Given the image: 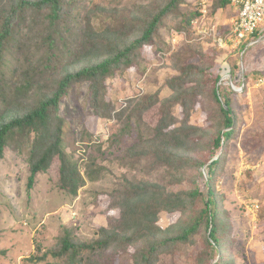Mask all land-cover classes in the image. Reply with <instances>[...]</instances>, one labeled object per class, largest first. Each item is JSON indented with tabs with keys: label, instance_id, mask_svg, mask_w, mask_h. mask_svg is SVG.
I'll return each instance as SVG.
<instances>
[{
	"label": "trees",
	"instance_id": "trees-1",
	"mask_svg": "<svg viewBox=\"0 0 264 264\" xmlns=\"http://www.w3.org/2000/svg\"><path fill=\"white\" fill-rule=\"evenodd\" d=\"M86 3V0H0V74L3 75L4 61L13 53L18 54V62L25 60L28 64L18 80L0 76V160L7 149L25 153L29 188L39 173L49 172L54 164L59 183L70 193L77 194L86 184L80 165L64 144L65 117L61 109L63 98L72 88L86 82L90 110L98 116L111 114L114 112L111 100L105 95L107 78L139 62L141 48L159 37L165 18L180 19L177 28L190 32L192 20L199 16L196 8L184 10L186 0H149L140 14L123 23L122 30L127 31L113 29L106 24L108 21L100 19L101 28L92 29V37L83 42L82 56L74 58L77 53L70 49L63 33L74 32L71 21H78L77 12L86 8ZM230 4L231 0H215L212 13ZM117 13L99 8L94 16L98 20ZM87 30L81 33L83 40L89 38V32L85 37ZM72 41L78 50L79 43L76 39ZM186 50L195 52L199 62L177 65L178 75L166 82L172 89L169 97L160 100L158 93L146 100L131 97L124 109L112 115L124 134L131 136L137 132L136 140L123 153L133 168H139L145 176L125 178L120 187L111 190L110 205L119 209V216L100 227L94 239L85 241L67 231L49 249V255L60 264H116V257L131 248L128 255L131 264H157L164 253L193 244L198 235L206 247L196 264H234L230 253L234 229L218 182L222 164L239 133L234 108L238 93L221 79L224 73L234 76L241 65L232 60L225 67L207 63L203 52L191 44ZM80 62L83 65L76 68L75 63ZM191 80L194 83L188 86ZM234 80L236 84L240 82ZM31 93L38 98L34 105L10 106L13 100ZM199 95L209 112L211 123L207 127L190 123ZM158 104L159 110L153 112ZM177 106L185 112L181 121L175 114ZM204 166L207 172L202 170ZM195 170L198 174H193ZM156 171L161 172L158 177L154 176ZM86 174L93 180L94 175L88 170ZM187 179L190 186L171 189ZM161 212H179L180 217L163 228L152 223Z\"/></svg>",
	"mask_w": 264,
	"mask_h": 264
},
{
	"label": "rangeland",
	"instance_id": "rangeland-1",
	"mask_svg": "<svg viewBox=\"0 0 264 264\" xmlns=\"http://www.w3.org/2000/svg\"><path fill=\"white\" fill-rule=\"evenodd\" d=\"M148 1L86 0V8L77 12L78 21H71L74 32L63 33L70 49L77 53L71 56H82L83 42L92 37V29L101 28V20L108 21L106 24L113 29L119 27L122 30L126 19L140 14ZM214 3L215 0H186L184 10L196 8L199 11V16L191 22L193 32L180 31L177 28L180 19L174 16L165 18L159 37L141 48L140 64L138 62L125 70H117L107 78L105 95L111 100L114 111L111 114L98 116L90 110L86 82L75 85L70 94L63 98L61 111L65 117V148L77 160L86 179V184L79 188L77 194L61 186L57 164L49 172L39 173L34 185L29 188L30 171L25 153L7 149L4 159L0 160V264H60L49 255V249L67 231L72 233V237L91 241L100 227L107 226L119 216V209H113L110 205L113 199L111 190L120 187L125 178H140L145 174L139 168H133L123 153L136 140L137 132L131 136L124 134L117 118L112 115L124 109L131 97L146 100L156 93L160 100L169 97L172 89L166 86V82L178 75L177 65L188 61L199 62L195 52L186 50L188 44L202 51L206 56L203 60L207 63L225 67L232 60L241 65L234 76L224 73L221 79L238 93L234 97V108L239 119V133L222 164L218 189L224 195L225 208L234 229L231 234L234 240L230 246L234 264H264V30L260 29L255 36H249L250 40L255 39L253 44H247V40L240 44L235 40L221 42L218 37L224 40L231 32L237 11L231 3L212 13ZM99 8L117 10L118 15L97 17L99 19L95 20L94 12ZM203 9H206V14L202 12ZM86 29L85 37L89 32V38L83 40L81 33ZM212 31L216 32V37ZM74 39L79 43V51L75 50ZM17 56V53H13L7 57L2 65L1 77L6 75L5 78L15 77L18 80L24 74L22 70L28 64L25 60L18 62ZM81 65V62L75 63L76 68ZM234 79L240 82L236 84ZM193 83L191 80L187 85ZM37 101V96L31 93L21 100H13L10 106L34 105ZM160 104L153 112L159 110ZM175 114L181 121L185 112L181 106H177ZM190 117L193 125H210L209 112L201 95L197 97ZM84 163L87 166L84 167ZM86 170L94 175L93 180L89 179ZM202 170L207 172L205 166ZM195 173L198 174L197 170ZM160 174V171L154 172V176ZM187 186H190L189 179L182 185H172L171 189ZM179 217V212H161L152 223L165 228ZM194 241L172 253H164L157 264H196L206 245L199 235ZM131 250L117 256L116 264H131V259H128Z\"/></svg>",
	"mask_w": 264,
	"mask_h": 264
},
{
	"label": "built area",
	"instance_id": "built-area-1",
	"mask_svg": "<svg viewBox=\"0 0 264 264\" xmlns=\"http://www.w3.org/2000/svg\"><path fill=\"white\" fill-rule=\"evenodd\" d=\"M231 3L237 11L231 32L224 40L220 37L218 40L225 43L229 40H235L237 44L244 40H247V44L255 43V39L250 40L249 36H255L260 29L264 30V0H231ZM202 12L206 14L207 11L203 9ZM212 32L216 37V32Z\"/></svg>",
	"mask_w": 264,
	"mask_h": 264
}]
</instances>
